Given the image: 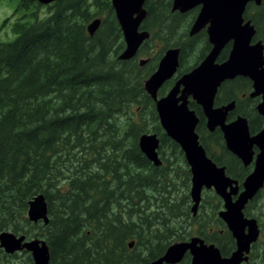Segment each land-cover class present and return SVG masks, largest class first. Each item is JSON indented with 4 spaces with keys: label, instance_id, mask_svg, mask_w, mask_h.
Instances as JSON below:
<instances>
[{
    "label": "trees",
    "instance_id": "1",
    "mask_svg": "<svg viewBox=\"0 0 264 264\" xmlns=\"http://www.w3.org/2000/svg\"><path fill=\"white\" fill-rule=\"evenodd\" d=\"M29 6L43 5L20 0L19 8ZM44 6L46 17L33 12L32 22L13 26L14 40L0 39V232L30 237L26 227L38 228L34 236L48 245L50 264H149L195 232L227 256L233 240L217 217L218 206V231L203 223L197 229L184 225L204 216L191 215L189 196L172 194L174 179L188 181L190 171L179 146L159 128L154 102L143 89L155 68L117 58L124 42L110 0ZM170 7L171 0L145 2L141 29L152 38L138 54L151 40L181 29L184 17ZM244 16L264 43V0L248 6ZM95 17L101 24L89 36L86 26ZM186 44L184 35L164 49L184 53ZM179 69L180 75L190 70L183 64ZM149 123L156 125L149 130ZM154 131L164 163L158 167L138 147L139 137ZM166 148L180 153L177 170L170 168ZM228 167L239 182L250 170L237 174ZM37 195L47 203V225L27 219L28 201ZM189 261L186 254L180 264Z\"/></svg>",
    "mask_w": 264,
    "mask_h": 264
},
{
    "label": "water",
    "instance_id": "2",
    "mask_svg": "<svg viewBox=\"0 0 264 264\" xmlns=\"http://www.w3.org/2000/svg\"><path fill=\"white\" fill-rule=\"evenodd\" d=\"M41 5H48L59 0H34ZM147 0H110L124 42V49L118 55L119 61L133 59L141 45L149 38V33L140 30L146 17L144 4ZM259 7L262 0H172L171 12L185 13L199 6V13L193 22L189 35L193 36L207 26L208 42L212 49L199 66L184 73L168 91L158 98L159 88L177 71L179 49L169 48L162 55L156 70L143 82V89L155 104L159 125L165 135L181 149L190 171L191 200L190 211L194 216L201 203L202 190H213L223 201L218 211L219 219L225 224L235 241L236 249L228 257H222L214 244H206L195 236L187 241L171 244L164 254L149 264H178L186 254L190 255L189 264H241L247 260L250 246L256 242L259 229L255 219L243 214L245 205L264 185V127L257 134L250 136L247 121L239 118L223 125L226 110L232 105L212 109L216 88L225 80L236 76L248 77L253 82L251 97L261 96L256 109L264 117V46L261 41L250 45L256 33L250 20L244 19L248 4ZM101 24L99 18L93 19L86 26V32L93 36ZM231 41L228 59L215 64L217 56L224 46ZM146 60H140L142 66ZM202 107L207 117V127L222 129L225 146L243 164L252 162V147L257 146L253 170L242 182L239 192L238 182L225 174L224 167H218L205 154L195 133L197 118L189 109L188 97ZM138 147L145 158L154 166L162 165L158 155L159 139L156 134H142ZM233 197H236L233 199ZM26 215L31 223L49 221L47 203L43 195L34 196L28 201ZM23 235L11 232L0 233V248L12 254L25 249L30 253L33 264H49L48 246L44 240L34 239L24 242ZM132 242L128 247H132Z\"/></svg>",
    "mask_w": 264,
    "mask_h": 264
},
{
    "label": "flooded vegetation",
    "instance_id": "3",
    "mask_svg": "<svg viewBox=\"0 0 264 264\" xmlns=\"http://www.w3.org/2000/svg\"><path fill=\"white\" fill-rule=\"evenodd\" d=\"M250 5H248V6H250ZM171 6H172V0H171ZM199 10H200V7L197 6V7L193 8V9L189 10L188 12L179 13V12H171V7H170V12L173 13L174 15H177V16H180V17L183 16L184 18H186V17H188V15H187L188 13H193L194 14V16H192L189 19L190 23L187 26V28L186 29L181 28L182 31H186V35H187V37L190 40V45H188L189 49L195 48L194 42H195L196 38L199 37L201 39V41H202V43L200 44L199 53L197 54V52H196L194 54V62H193V65L191 67V70L193 68H196L197 66H199L201 64V62L206 58V56L209 54V52L212 49V45L208 42V37H207V34H206L207 26L202 28L195 35H193V36L189 35L190 28H191L193 22L195 21L197 15L199 13ZM146 15H147V11H146ZM247 20H250V19H247ZM145 31H147V30H145ZM147 32L149 33V38L146 41H148V40H150L152 38L151 32H149V31H147ZM192 41H193V45H192ZM258 41H261V43L264 46L263 41L260 38L257 37V31H256L255 35L253 36V38H252V40L250 42V45H253V44H255ZM231 45L232 44H231V41H230L224 46V48L221 50V52L217 56L216 60L214 61L215 64H221V63L225 62L228 59L229 52H230V49H231ZM185 46H187V44ZM169 48H177V49H179L178 68H177V71L174 74V76L171 79L167 80L159 88L158 93H157L158 98H161V97L165 96L168 93V91L173 87L175 82L184 73L188 72V71L183 72V74L180 75V73H181L180 71L181 70L179 68L182 66L181 63H183L182 60H183V54H184V53L181 52V49L179 47H168V48L163 49L162 51L165 52ZM164 52H163V54H164ZM263 55H264V50H263ZM137 56H138V53L134 57V59ZM161 57H162V55L159 57L158 62L161 59ZM148 61L149 60L146 59V63L144 65H142V66H145L148 63ZM158 62L156 64V66H155V69H156V67L158 65ZM155 69H154V71H155ZM252 86H253V82L248 77H244V76H236V77H234L232 79L225 80L216 88V92L214 94L213 101H212V109L213 110L220 109V110L224 111L226 107L232 105L231 108L226 110V112H225L223 125H228V124L234 122L235 120H237L239 118H244L247 121V125H248V130H249L250 136H253V135L257 134L264 127V117L259 115L258 112H257V109H256L257 105L261 102V96L260 95L259 96H255V97H251L250 96L251 93L253 92V87ZM188 101H189V103H188L189 109L194 111V114H195V116H196V118L198 120L197 124H196V127H195V133L198 136L199 144L203 147L206 156L212 162H214L216 164V166L224 167L225 168V174L228 177L232 178V179H234V178L229 176L226 173V171H227L226 167H228V166L227 165H219L215 161H213V159H218V160H220L222 162L228 163V165L230 167V168L228 167V169H231L232 171L236 172L237 174H240V169L249 168L250 169L249 172L243 177V181H244L246 176L249 175L251 173V171L253 170L255 158H256L257 154L259 153L258 147L257 146H253L252 147V152H253L252 162L248 166H243L242 162L235 155H233L231 152H229L227 150V148L225 146V141H224V137H223V133H222L221 127L218 125V126H215L212 130H210L207 127L208 120H207V117L203 113L202 107L200 105H198L195 101H193L191 99V96L188 97ZM210 156H211L212 159L210 158ZM234 180H236L238 182L239 192L242 191L243 190V187H242V182L243 181L239 182L237 179H234ZM263 192H264V185L256 193V195L250 201H248V203L245 205V207L243 209L244 217L255 219L256 222H257V225H258L257 217L250 215V210H251V207L254 204H256L257 202L259 203V201L264 200V198L260 199L263 196ZM235 198L236 197H233V199H235ZM31 224H33V223H31ZM259 227L260 226L258 225L259 236H258L256 242L251 244L249 253L244 255V256L247 257V260L245 262H242L241 264H262L260 260L264 259V254H262V253H260L258 251H256V253L255 252L253 253V250L255 251L256 248H257V243H258V240H259V237H260V233H261V229ZM225 228H226V226H225ZM226 230H227V228H226ZM21 235H23V234L16 235V236H21ZM23 236L25 237L24 242H29L31 240L38 239V238H33L31 236L29 237L27 235H23ZM230 236H231V234H230ZM197 237H199V236H197ZM199 238H201V237H199ZM232 240H233V238H232ZM207 244H213V243H207ZM230 249H231L230 253L227 256H223V255H221V256L222 257H228L236 249V245H235V241L234 240H233V246H231ZM1 252H4L1 255L4 256L5 258L6 257H13L15 259H16L17 254H20V253L21 254H25L26 257L29 258V260L33 264V261H32L30 253L27 252L25 249H23L21 251H16V252H14L12 254H9V253H5V251L2 248H0V253Z\"/></svg>",
    "mask_w": 264,
    "mask_h": 264
},
{
    "label": "rangeland",
    "instance_id": "4",
    "mask_svg": "<svg viewBox=\"0 0 264 264\" xmlns=\"http://www.w3.org/2000/svg\"><path fill=\"white\" fill-rule=\"evenodd\" d=\"M19 2H20V0H0V39L3 42L14 40L15 34H14L12 28L15 24L32 22L31 18L33 16L30 15L31 13L36 12V14L38 15V17L40 19H42L48 15L47 9L44 5L39 7L38 9H35L34 6H29L27 9H23V8H19ZM250 12L254 13L255 10L252 9ZM187 15H188V17L182 19V21L180 23V27L183 29L187 28V26L190 23L189 19L192 16H194V14H192V13H188ZM97 18H100V17H97ZM184 35H186V31H182L181 29H179L177 31H170V34L166 38H162L161 36H159V38H157L155 40H151V42H148V46H147L146 51H144L142 54H138V56L135 58V62L138 63V61H140V60L148 59L149 60L148 63L145 66L141 67V69L149 70V69H152L153 67L155 68L159 57L164 52V51H162L164 49V47L168 44H173L175 41L181 42V37ZM201 43H202V41L198 37L195 39V42H194L195 48L189 49L187 46L184 47V54H183V60H182L183 63L182 64L185 67H189L191 69L193 62H194V54L196 52H197V54L199 53ZM192 45H193V41H192ZM147 120H149V118H147ZM148 125H149L148 126L149 130H151L153 125L155 126L156 123H154V124L149 123ZM158 126L160 128L159 122H158ZM145 134H156V136H157V132H155V131H154V133L147 132ZM165 154L168 156L167 159L169 160L170 164L172 165L170 168L177 170L179 167V163H181V160H182L180 153L176 152L175 154H172L166 148ZM159 157H160V155H159ZM183 159H184V156H183ZM184 161H185V159H184ZM185 165L189 169L186 162H185ZM181 179H182V177H180V176H177L174 179V180H176L177 189H175L176 191L174 190V192H172V194H175L177 197L183 198V196L185 194L187 196H189L191 184H190V180L187 181L184 179L181 181ZM170 190L171 189H169L168 191H170ZM172 197H173V195H172ZM263 198H264V192H263V196L260 199H263ZM189 199H190V197H189ZM218 200H220V199L215 195L213 190H208V191L202 192L201 206H199V209L197 210L194 217H196L198 214H202V212H203L202 215H204V216L202 218L199 217L195 220L186 219L189 223H186L184 225L185 226L191 225L193 229H197V223H200V224L203 223V224L213 228L214 231H218L220 228H219V225L216 224L215 217H214L216 207L217 206L219 207L217 209V212L222 208V201L220 200L221 204L219 205ZM189 204H190L189 205V211H190L191 201ZM190 213H191V211H190ZM191 215H192V213H191ZM250 215L257 217L258 225L260 226L259 228L261 229L260 237H259V240L257 243V248L255 251L253 250V253L254 252L256 253V251H258V252L264 254V200L259 201V203L257 202L256 204H254L251 207ZM218 219H219V217H218ZM26 229L28 230V232H30L31 237L38 238L40 240H44L43 238L38 237V236L34 237V235L38 234V228H33L30 226H27ZM1 232H4V231H1ZM8 232H10V231H8ZM11 233H13V232H11ZM13 234H15V233H13ZM15 235H20V234H15ZM194 236H198L196 234V232L193 235H191V237H194ZM130 242L133 243L132 244V247H133L135 240L132 239V240H130ZM2 253H4V252L0 253V264H7V263L8 264H32V262L29 260V258L26 257L25 254H21V253L17 254L16 259H15L13 257H6L5 258L4 256L1 255Z\"/></svg>",
    "mask_w": 264,
    "mask_h": 264
},
{
    "label": "bare ground",
    "instance_id": "5",
    "mask_svg": "<svg viewBox=\"0 0 264 264\" xmlns=\"http://www.w3.org/2000/svg\"><path fill=\"white\" fill-rule=\"evenodd\" d=\"M47 225V224H46ZM15 235V234H14ZM48 246V245H47ZM48 252H49V248H48ZM49 258H50V255H49ZM49 264H50V259H49Z\"/></svg>",
    "mask_w": 264,
    "mask_h": 264
}]
</instances>
